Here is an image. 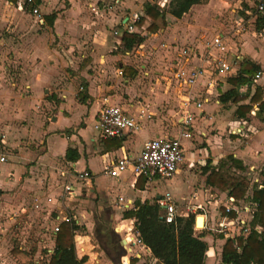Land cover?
Masks as SVG:
<instances>
[{"label":"rangeland","instance_id":"374dc122","mask_svg":"<svg viewBox=\"0 0 264 264\" xmlns=\"http://www.w3.org/2000/svg\"><path fill=\"white\" fill-rule=\"evenodd\" d=\"M25 1L20 0L18 6H15L5 0H0V154L5 155L7 158L6 164H0V264H23L12 255L13 249H19L27 253L30 261L24 264L48 263L55 249L48 250L50 246L55 245L56 235L53 234V230L57 223L54 220L59 213L60 203L63 205V210L66 213L70 214L73 218L77 217L81 220L78 224L79 226L85 227L83 233H78L75 236L78 257L83 258L84 256H88L89 261L92 259L91 264H115L118 255L125 250L127 251L126 244H123V241L128 243L130 239L127 237L128 240H125L127 234L122 232L123 226L120 227V218H117V221L113 220L116 210L111 205L110 200H104L100 195L94 197L88 192H83L81 195L73 198V200H69L70 197L65 193L64 188L66 185L65 178L61 175L62 171L67 170V164L64 160L58 158L53 160L56 154H60L59 149L62 146L60 138L49 139V153L46 157V136L57 129L71 128L74 125H79L83 114L82 109L78 110L75 107L67 105L71 117H66V119L53 123L52 118L57 116L58 108L62 101H64L63 98H59L60 93H58L62 89V80L52 79V83L49 86L41 89V84H36L34 78L37 74L44 72V69L49 66L50 61H55L54 57L62 61L63 58L60 52L64 51L63 48L65 50L69 48L68 42H61L57 37L52 36L54 35L53 32L45 25V13H57L56 11L60 13L61 4L64 10L70 8L71 5L64 0H56V3H50L51 0L46 1L45 10L43 7H38L43 19V23H41L40 18L33 15L31 7H27L29 10L26 7L23 10L20 9L19 5L23 6ZM80 1L82 6L89 7L94 11H92L93 18L97 16L96 12L98 9L95 6H89L92 1ZM120 1V4H116L115 0L104 3L109 8L118 7L117 10L122 15L132 13L133 16L144 17L146 20L144 23L145 29L142 31L147 39L146 46L142 48L136 46L131 51H116L122 57L121 63H126L127 65L122 69L124 76H126V73L130 74L132 72V65L136 66V61L143 56L142 52L145 51L146 58L139 66L147 65V67H152L155 71L153 79H157L158 76L168 77L169 63L173 58L165 52V50L169 51V49L161 46L164 45L161 41H167V37H160V31L166 28L167 21L160 18L157 21L160 30L156 33H150L147 28L152 24V20L145 15V5L147 3H150L161 11H167L168 4L165 8H162L160 3H163L165 0ZM254 1L256 0H202L201 5L193 8L191 17L194 16V13L197 14H195V23H192L190 31L191 41H194L197 36H201L202 34L206 35V40L211 41L216 35L215 30H217V32H222L227 36L229 50L236 52L237 49L241 50V45L244 43L243 39L247 37L246 48L250 54H254L256 51L254 49L258 47L260 50L259 58L264 59V46L259 44L261 41L257 45V42L249 39V37L262 39L264 37V30L262 33L256 32L255 21L257 18H246L244 11V9L255 8ZM168 15H166V18ZM115 30L120 33L122 32L118 30V27L109 29V32L113 33ZM158 36L160 39H158ZM74 55L79 56V54L73 53L70 59ZM66 59L68 60V57ZM115 68H118V65H115ZM63 70L75 72L72 65L69 68L64 67ZM140 70L138 69V71ZM159 80L163 82L162 78ZM261 83L262 81L259 80L256 85L259 86ZM159 86L163 89L162 93L165 94L164 85ZM32 87L35 88V92L38 94H33L34 90ZM131 89L135 90L134 88ZM15 91L20 92L22 97L28 98L19 99L17 93H12ZM79 91L81 90H78V93ZM121 95L123 97L126 96L125 93H121ZM171 95L172 97L174 96L173 94H169L166 97H170ZM173 102L177 104V101L174 100ZM171 105L164 102L160 106V109L162 111L164 109L165 111L170 110L174 108ZM205 107L208 114L213 113L215 110V105H206ZM221 107V109H218L211 115L214 119L196 122L195 129L198 133L193 132V144H196L195 147L198 149L207 148V152L210 154V146L222 151L226 149L225 143L231 144V142H236L233 151L236 152L237 149L244 151L249 146L247 142L251 139L247 140V137L250 133L246 132L247 136L243 137L232 135V130L228 132L226 126H223L220 122V116L226 115L232 121L250 119L248 117L249 114L246 113L245 116H240L239 113L238 116V106L233 103L222 104ZM173 116L175 117L171 119L167 117L169 119L168 123L171 125L169 130L172 135L179 136L181 128L174 125L178 116L176 114ZM215 120L217 127L214 126L213 128ZM50 123L52 125L46 127ZM86 124L88 127L85 129V134L88 137L93 136L95 133L93 128L94 117L91 112L86 117ZM209 125L211 127L209 129L206 128ZM218 125L222 129H218ZM146 127L143 138L154 135L153 128L148 126V124ZM200 127L205 128V135H200ZM81 128L83 129V127ZM19 129L20 131H17ZM238 129V127L237 130L234 128L233 131L235 130L238 133ZM9 131H11L10 136ZM5 136L7 144L3 142ZM9 137L12 141L8 140ZM207 139H210V141L206 142ZM184 143L185 147L190 149L191 141L184 140ZM29 152L32 154L29 155ZM207 152L204 151L206 155ZM19 154H22V156L20 157ZM260 154L258 152L254 154L248 152L249 159L246 157L245 161L241 160L245 166V170L236 171L238 175L246 177L250 184L245 197L237 200L242 210L246 204L250 205L252 203L256 205L252 200L253 194L255 189L260 188L263 182L260 171L264 163L259 159ZM200 156H203V154ZM95 164L98 166L99 171L103 170V166L98 161ZM14 165H16V168H12ZM254 167L255 169H253ZM18 168L19 170L22 169V172L17 178L15 173L18 174ZM8 173L11 174L10 178L7 177ZM102 176H105L104 173H102ZM203 176L202 166L198 162H195V167L188 177H186V181L183 177H178L175 181L174 178L167 183L161 182L159 185L160 192L166 193L169 191L179 199L182 197L184 199L188 198L193 191L199 192L200 201L206 204V211L203 213L196 212V218L198 216L202 217L200 219L201 226L195 227L197 235L203 232L205 237H209L211 240L213 238L215 241L221 237L223 239L228 238L225 233L220 232L222 228L219 226L226 216L225 201L228 194L208 186L202 180V178L204 179ZM110 179L100 180V187L103 190H107V194H110L113 204L118 205L117 201L120 195L128 192L114 185L116 179ZM9 180L13 182V185L9 186ZM49 198L52 199V202H49ZM57 199L59 201L56 203ZM66 203L76 208L71 210V208L67 207ZM177 210L180 211L181 208L178 207ZM117 212L123 218L124 210L118 208ZM76 213H79V215L77 216ZM244 217H246L245 214ZM204 218L209 223L207 229L206 224L205 228L202 229ZM257 229L258 231H262L260 227ZM232 230L235 232L228 231V235H232L233 233L238 235L242 232L240 226ZM101 234L112 238L116 245L119 244L121 247L119 251L108 255L105 246L102 245ZM104 243L106 244L105 241ZM131 255L128 252V255L125 256L128 264H131V260L134 259L131 258Z\"/></svg>","mask_w":264,"mask_h":264},{"label":"crops","instance_id":"0c3cea01","mask_svg":"<svg viewBox=\"0 0 264 264\" xmlns=\"http://www.w3.org/2000/svg\"><path fill=\"white\" fill-rule=\"evenodd\" d=\"M46 1L48 0H41L42 5L40 4L38 7L44 8ZM64 1L69 2V5H71V7L64 10L61 4L59 9L60 13L59 11H56L57 13H55L56 18L53 21V25L50 26L49 24H47L46 21L45 25H47L49 27V30L53 32L54 35L52 36L57 37L61 42H68L69 48L67 50L63 48L64 51L60 52V55L63 58L62 61L59 58L54 57L55 61H50L49 66L44 69V72L37 74V76H34V78L37 81H35L36 84H41V89H43V87L49 86V84L52 83V79L62 80V89L58 93H60L59 98H63L64 101H62L60 107L58 108V113H56L57 116H54L52 118L53 123H56L58 120L66 119V117H71L70 111L67 109V105L75 107L78 110L82 109L83 114L79 125H74L71 128L57 129L56 131H52L46 136V157L49 153V139L60 138L62 142V146L59 149L60 154H56L53 160L58 158L66 162L67 170L62 171L61 173L62 177L65 178L66 184L72 183L75 185L77 191L76 196L81 195L83 192H88L94 197L100 195L103 197L102 199L110 200L111 205L116 210V213L113 216V220L117 221V218H120V227L123 226L122 232H125L127 234L125 240L128 239L127 237L131 239L133 237V228L135 227V220L124 219V214L123 218H121V215L118 214L117 209H123V213H125L127 211L135 210V205L137 202H156L164 194L160 192V183L167 182L155 180L149 184L145 179L135 178L131 171H127L126 173L121 174L118 178L108 177L105 174V176H102V173H104L105 169L110 166L117 158H137L143 150L144 144L149 140H153L156 138L168 139L177 137L170 133L169 129L171 128V125L168 123L169 119L167 117H170L171 119L174 118L175 116L173 115L176 114V116L178 117L174 125L180 127L182 130L180 118L186 110L184 107V103L187 101V93L179 87L178 83L174 79L173 73L177 67L190 69L197 66L196 59L192 56H185L183 54V51L191 50L193 52H196L197 54H202L205 52V43L208 40H206L205 38L206 35L202 34L201 36H197L194 41H191L190 31L192 29V23H195V14H197L194 13V16L191 17L193 14V8L195 6L192 7L189 13L185 14L181 19H176L173 16L168 15L167 18H165V20L167 21V26L164 30L160 31V37L166 36L167 41H160L164 44L161 45L162 47H166V49H169V51L165 50V52L168 53V56H171L173 58L169 63V76H158L157 79H153L155 76V71L152 67H147V65H141V67L139 66L141 62L144 61L146 58L145 51L142 52L143 56L139 58L141 60L138 59V61H136V66L132 65V72L130 74L126 73V76H124V71L122 69H124L127 65L126 63H121L120 60L122 57L119 53H116V51H119L120 46L122 45L124 25L131 21L133 14L130 13L122 15L117 10L118 7H107L104 2L110 0H90L92 1V3L89 4V6H95L96 9H98V13L96 12L97 16L93 18V10L89 7L82 6L80 0ZM117 1L120 0H115L116 4L118 3ZM52 2L56 3L57 1L51 0L50 3ZM254 2L256 3V1ZM167 4L169 8V0H165L163 1V3H160L162 8H165ZM241 9L243 10V8ZM244 11L246 14V18L256 19L259 17H251L249 15V12L255 11V8L244 9ZM45 14L46 16H49L53 13L49 14V12H47ZM253 21L255 20L253 19ZM115 27H118V30L122 31L121 36L114 37V32L116 30L113 33L109 32V29ZM144 29L145 26L142 28L138 26L136 29V34H140L141 36L146 38L145 34L142 33ZM215 33L216 35L214 37H223L228 45V38L226 35H224L222 32H217V30H215ZM160 37L158 36V39H160ZM249 39H251L253 42H257V45L258 42L261 41L259 44L264 46V37L262 39H255L249 37ZM146 40L147 39H145V42L140 45L141 48L146 46ZM243 40L244 43L241 45V50L237 49L236 52L229 50L228 53V59L235 64L234 69L237 70V72L231 74L228 79H218L215 89L213 90V95L217 97L231 90H236L237 87L231 84L229 80L234 79L239 75L240 65L242 61L249 60L252 63L258 65L260 67L259 72L262 73L260 79L255 80L254 77L250 88H248V86L237 88L240 94H246L247 92L250 93V97L248 98V100L240 104H235L238 106V108L240 105L249 104L250 99L256 93L257 88L260 89L262 101H264V59L259 58L260 50L258 49V47L254 49L256 50L254 54H250V52L246 48V41L248 40V38L244 37ZM73 53H77L79 54V56L74 55L73 58L70 59V56ZM66 57H68V60L66 59ZM82 60H84L83 63H81ZM70 65L73 66L75 72L63 70L64 67L69 68ZM115 65H118V68H115ZM138 69L141 70L138 71ZM211 77L215 78V73L212 67H208L207 74L199 80L198 84L193 88L191 92V96L193 98H199V96L203 95L205 92H207V90H209L208 82ZM161 78L163 79V82L159 80ZM259 80H261L262 83L261 85L257 86L256 84ZM158 84L164 85L165 94L162 93L163 89H161ZM82 87H84V92H82L81 90L78 93V90H80L79 88ZM131 88H134L135 90H132ZM33 90L34 95L38 94L35 92V88H33ZM12 93H17L19 99L28 98L24 96L22 97L20 95V92L15 91ZM121 93H125L126 96L123 97V94L121 95ZM80 94L85 97L83 102L80 100ZM169 94H173L174 96L172 97L171 95L170 97H166V95ZM215 96L212 97V100L209 103H206L203 106V113L195 109L194 106H192L191 108V112L195 115V119L190 129L191 137L188 139H183L182 141L185 160L174 181L177 180L178 177H183L186 181V177H188V175L195 167V162H198L202 166V171L204 175V179L202 178V180H204V182L207 181L208 176V174L204 172V168L207 165L208 161L211 162V166L216 167L220 162L224 160L226 161L227 157L229 156H233L239 161H245L246 157L249 159L248 152L252 154L258 152L261 153L259 155V159L262 160V162L264 163V106L260 107L259 104L253 105L251 112L247 113L249 114L248 117L250 119H237L231 121L226 115L220 116V122L223 126H226L228 132L232 130V135L243 137L247 136L246 132L250 133V135L248 134L247 140H251L247 142L249 146L244 151L242 149H237V151L235 150L236 152L233 151L234 144L236 142H231V144L225 143L226 149L222 151L216 147L210 146V154L207 152V148L198 149L197 147H195L196 144H193L192 137L194 135L193 132L198 133V131H196L195 129L196 122L199 120L208 121L206 119H214L213 117H211V115L214 114L215 111H217L218 109L222 108L221 106L223 103H221L220 97L218 101ZM38 97H40V95H38ZM105 99H107L111 105L120 107L126 114L138 119L141 124V130L136 134H129L123 137L120 142L121 146L118 148L116 147V142L118 141H115V139L104 140L100 138L99 133L95 130V119L99 111L103 107ZM174 100L177 101V104H174ZM164 102H167V104L170 105L172 104L171 106H174V108L166 111L164 109V111H162V109H160V106ZM206 105H215V110L213 111V113H209L210 115L207 113L205 107ZM90 112L93 114L94 117L93 128L95 133L93 136L88 137V135L85 134V129H87L88 127L86 124V117L90 115ZM165 112L166 114H164ZM237 113L239 116L238 111ZM148 115H150L151 117L148 118ZM147 124L148 126H151L153 128L154 135L151 137L143 138L144 130L147 128ZM50 125H52V123H50L46 127ZM214 126L217 127L216 120L212 127L214 128ZM81 127H83V129ZM210 127L211 126L209 125L206 128L209 129ZM218 127V129H222L221 126L218 125ZM237 127L239 128L238 131L242 129V131L245 132V135L237 133L235 131L237 130ZM234 128L235 130L233 131ZM200 129V135H205V128L200 127ZM17 131H20V129ZM10 134L11 131H9V136ZM8 140H11L10 137L8 138ZM184 140L191 141L190 149H187L185 147ZM208 141H210V139H207L206 142ZM3 142L7 144L6 136ZM70 148L77 150L80 154V158L77 162H69L66 160V154L68 149ZM204 151L207 152L208 156L204 153ZM28 154L31 155L32 153L29 152ZM202 154L203 156H200ZM19 155L20 157L22 156V154ZM96 161H98L103 166L102 171L98 170V166L95 164ZM6 163L7 162L3 164ZM12 168H16V165L12 166ZM253 169H255V167ZM17 170H19V168ZM85 170L89 171L92 174V179L78 183L70 176V174ZM21 172L22 169L19 170L18 174L15 173V176L18 178ZM10 175L11 174L8 173L7 177L10 178ZM261 178L263 177L261 176ZM102 179H116L114 185H117L116 187L122 190H127L128 193L120 195V197L118 198V205H116L115 203L113 204L110 194H107V190H103V188L100 187V180ZM8 184H10L9 186H11L13 185V182H10L9 180ZM194 194L197 195L196 200L192 198ZM76 196L70 197L69 200H73V198H76ZM173 197L175 200L176 209H178V207L181 208L180 211L177 210L178 217H188L189 215L194 214V212H189V210L187 209V205L190 202L202 204L206 208L205 202L202 203L200 201L199 192L193 191L192 194L189 195L188 198H186L187 200L183 197L179 199L174 195ZM228 197L230 196H226L225 205L228 204ZM120 198H123L124 202H119ZM58 201L59 199H57L56 203ZM127 202H132L133 205L125 209L122 206L126 205ZM66 205L67 207L71 208V210L76 208L71 207V205L69 206L68 203H66ZM59 206V213L57 214L55 219L64 216L71 217L70 214L66 213L63 210V205L61 203ZM76 214L77 216L79 215V213ZM71 218L74 219L77 224H79V222L81 221L77 217ZM205 219L206 218H204V223L206 222L207 229L209 223L208 220L205 221ZM226 239L228 238H220L219 240L215 241L213 238L211 240L209 237H204V241H206L209 245V251L205 264H222L221 255ZM125 244L127 253L129 252L132 254L131 258L139 259L138 264H161L157 259L152 256L151 251L146 246H135L132 249L133 251L130 252V247L128 246V243ZM53 246H50L48 250H53L55 248ZM135 248H137V250H135ZM91 260L92 259H90V261L88 260V264H91Z\"/></svg>","mask_w":264,"mask_h":264},{"label":"trees","instance_id":"16d2710c","mask_svg":"<svg viewBox=\"0 0 264 264\" xmlns=\"http://www.w3.org/2000/svg\"><path fill=\"white\" fill-rule=\"evenodd\" d=\"M5 1L15 6H18L20 2V0ZM201 3L202 0H171L167 11H161L147 3L145 5V15L152 20V24L147 29L148 32L156 33L159 30L157 21L160 18L165 20L167 14L176 19H181L189 13L192 7ZM40 4L41 0H33L32 8L38 7ZM26 9L29 10L27 7ZM55 18L56 14L53 13L45 16V21L52 26ZM145 21V18L141 17L138 26L143 27ZM255 29L258 33L264 30V15L257 18ZM145 39L140 34L125 32L122 36L120 50L124 52L131 51L134 47L142 45ZM259 71L260 67L258 65L249 60H244L241 62L239 75L229 81L237 88L243 86L250 88L253 78ZM82 88V92H84V87ZM237 88L222 94L220 96L221 103L240 104L248 100L250 93L240 94ZM79 97L83 102L85 97L82 94ZM256 104H259L260 107L264 106L259 88L251 97L249 104L239 106L240 116L250 113L253 105ZM115 141H118L116 147H120L121 139H115ZM79 158L80 154L77 150L68 149L67 161L77 162ZM244 170V164L233 156L227 157L226 161L220 162L216 167L211 166V162L208 161L204 168V172L208 174L206 183L212 188L227 193L228 196L236 200L243 199L250 184L246 177L238 175L236 171ZM261 175L263 177L261 188L255 189L252 199L256 204V210L251 221L250 233L245 238L226 239L221 255L222 264H264V166L261 169ZM230 216L235 217V214ZM124 219L135 220V230L139 234L140 240L161 264H205L209 245L204 241L203 232L199 235L196 233V214H191L188 217H178L175 223L168 224L164 219L162 208L156 202L145 201L144 203L137 202L135 210L125 212ZM258 227L262 228V231H258ZM83 231H85V227L79 226L75 221L61 224L60 231L55 238L54 254L47 264H86L89 260L88 256L79 258L75 244V236L78 233H83ZM108 237L101 234L102 245L105 246L108 255H112L111 253L118 252L121 247L119 244L116 245L112 238ZM104 238L106 239L104 240ZM236 243L238 248L235 247ZM12 255L23 264L30 261L27 253L19 249H13ZM123 260H125V257ZM138 262L139 259L137 258L131 260V264H138Z\"/></svg>","mask_w":264,"mask_h":264},{"label":"built area","instance_id":"2783aa9c","mask_svg":"<svg viewBox=\"0 0 264 264\" xmlns=\"http://www.w3.org/2000/svg\"><path fill=\"white\" fill-rule=\"evenodd\" d=\"M117 2L119 3L120 1ZM32 5L33 0H26L23 6H19L22 10L25 7H31L33 15L40 18V22L43 23L40 9L38 7L32 8ZM249 15L251 17L264 15V0H256L255 11L249 12ZM140 18L141 17L137 15L132 16L131 21L124 25V33H136ZM121 35L122 33L120 34L118 31L114 32V37H119ZM228 53V45L221 36L213 37L211 41H207L205 43V52L202 54H197L191 50H184L183 54L185 56H192L196 59L197 66L190 69L177 67L173 73L174 79L179 87L187 93V101L184 103L186 110L180 118V124L182 126L180 135L168 139L156 138L147 141L137 158H117L105 169L104 174L108 177L118 178L121 174L131 171L135 178H143L149 184L155 180L166 182L173 180L177 176L185 160L182 141L183 139L191 137L190 129L195 119V115L191 112L192 106L203 113V106L209 103L212 97L215 96L213 95V90L218 82L217 80L224 78L228 79L231 74L237 72V70L234 69L235 64L228 59ZM208 67L213 68L215 78H210L208 82L209 90H207V92L199 96V98H193L191 92L198 84L199 80L207 74ZM261 76L262 73L258 72L255 76V80L260 79ZM80 90H82V88H80ZM215 97L219 101L220 96ZM147 117L150 118L151 116L148 115ZM95 130L99 133L100 138L104 140L122 139L126 135L138 133L141 130V124L138 119L126 114L120 107L111 105L108 100L105 99L104 105L95 119ZM238 133L245 135L242 129H240ZM5 162H7L6 156L0 154V164ZM70 176L78 183L92 179V174L86 170L75 172L70 174ZM64 188L65 193L69 197H75L77 195L74 184H66ZM192 198L196 200L197 195L194 194ZM48 200L52 202V199ZM227 200L228 204L225 205L226 216L219 225L220 228H222L220 232L225 233L228 238L232 239L247 237L250 232V223L253 219L256 205L252 203H250V205L246 204L242 210L236 199L228 197ZM119 202H124V199L120 198ZM156 203L162 208L165 221L168 224L175 223L178 218V212L172 193L169 191L164 193ZM132 205V202H127L126 205L122 207L126 209ZM187 209L189 212H195L194 214H196V212L203 213L206 211L202 204L191 202L187 205ZM231 214H235V217H231ZM244 214L246 217H244ZM73 221L74 219L68 216L55 219L57 224L54 227L53 234L56 235L60 231L61 224L72 223ZM237 226L242 228V232L238 235L235 233L228 235L227 232H235L232 229H235ZM135 231L134 227L133 237L128 242L130 252L133 251L132 249L135 246H145L140 240L139 234L137 232L135 233ZM235 247L238 248L237 243Z\"/></svg>","mask_w":264,"mask_h":264},{"label":"water","instance_id":"95a60500","mask_svg":"<svg viewBox=\"0 0 264 264\" xmlns=\"http://www.w3.org/2000/svg\"><path fill=\"white\" fill-rule=\"evenodd\" d=\"M201 218H202L201 216H198V217L196 218V226H199V221H200ZM204 227H205V223H204V225H203V228H204ZM203 228H202V229H203ZM125 243H126V241H123V244H125ZM127 254H128V253H127L126 250L123 251V253L119 254L115 264H124L123 259H124V257H125Z\"/></svg>","mask_w":264,"mask_h":264},{"label":"bare ground","instance_id":"6f19581e","mask_svg":"<svg viewBox=\"0 0 264 264\" xmlns=\"http://www.w3.org/2000/svg\"><path fill=\"white\" fill-rule=\"evenodd\" d=\"M199 226H201V222L199 221ZM124 261V264H128V261L127 260H123Z\"/></svg>","mask_w":264,"mask_h":264}]
</instances>
